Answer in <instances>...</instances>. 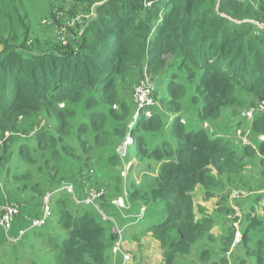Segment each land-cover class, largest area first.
I'll use <instances>...</instances> for the list:
<instances>
[{
    "label": "trees",
    "instance_id": "1",
    "mask_svg": "<svg viewBox=\"0 0 264 264\" xmlns=\"http://www.w3.org/2000/svg\"><path fill=\"white\" fill-rule=\"evenodd\" d=\"M54 1L52 8H64L67 12L77 2L83 3V7L101 3L100 8L105 13L100 20L89 25L91 37L85 36L81 51L75 54L71 48L46 50L39 38L31 37L29 41L32 33L30 19L38 10L28 4V0H18L15 7L9 0L23 33L18 36L11 28L0 29L1 42L5 46L0 56V141L5 140V132L13 134L16 131L19 117L42 114L48 119L56 116L58 121L56 136L51 134L49 137L50 144L70 148L67 155L75 156L77 160L81 158L75 152L77 145L72 143L73 139H77L88 157L93 151H104L114 145L126 130L131 115L128 105L120 101L118 84L127 73L131 75L140 69L145 61L147 43L152 46L150 70L154 68L155 71L162 65L160 54L171 51L177 54L175 61L178 65L189 74L193 73L194 80L189 81L195 84L193 90L196 92L191 105L197 108V113L194 111L193 115L203 122L217 120L224 109L237 106L238 100L243 97L251 95L264 100V31L257 38L255 27L245 22L251 18V11L246 3H237L241 0H169L167 7L157 10L158 15L164 14V18L153 31L155 17L144 8L141 0ZM261 15L264 16L263 1ZM5 19L13 21V17ZM9 42L15 44L9 45ZM165 85L168 93L160 98L159 109L154 106L157 113L150 118L142 117L132 129L133 135L139 132L145 135L135 137L134 143L138 161L148 163L142 173H153L145 187L128 186L134 190L131 197L140 203L135 211L139 210L138 213H131L129 199L121 197L127 205L123 219H131L129 232H134L136 237L150 236L158 242L162 264H176L178 256H188L199 241L206 239L212 244L209 248H215L222 260L225 258V263L229 259L228 254L233 264H249L250 261L251 264H264V214H260L261 210L264 212V181H261L262 186H257L255 191L262 189L257 194L253 191L249 197L246 194L232 198L233 208L228 191L221 196L222 208L213 215L198 213L195 203L200 187L204 189V196L215 195L218 191L216 178L224 179L226 175L238 178L245 172L247 160L254 158L257 152L253 148H234L224 139L210 136L204 129L186 127L184 112L179 104L184 93L183 86L173 81ZM156 97L154 100H157ZM56 99H71L72 103L83 99L84 106L79 108L76 131L74 128L76 137H69L67 129L70 122L66 109H61L55 103ZM116 104H119L120 111L113 109ZM160 107H165V113ZM168 113L174 117L170 118ZM252 122L253 130L264 134V114H258ZM47 123L51 125L50 121ZM46 131L39 132L35 139L44 141L48 137ZM147 135L161 136L160 141L156 144L152 142L150 146L146 143ZM28 139L30 137L17 141ZM103 139L109 145L102 143ZM29 149V144L21 145L18 155L28 157ZM258 152L264 154V143L258 145ZM112 153L113 148H109L106 154L111 156ZM71 157L68 160H73ZM253 169L250 175L258 176L262 171ZM43 181L49 182L47 178L35 184H40L45 192ZM64 182L76 188L73 181L65 180L52 188L47 185L45 196L60 189ZM226 184L230 183L227 181ZM42 191L39 189L37 192ZM25 196L31 202L37 200L35 195H30V191ZM62 197L72 198L67 192L59 191L50 201L52 204L53 199L51 210L55 211L56 224L64 230L63 237L54 244L52 264H113L116 235H108L106 228L111 224L103 222L93 207L77 206L74 201V206L81 211L71 212L67 202H62L66 198ZM244 197L245 200H241ZM17 200L22 203L21 199ZM113 201H99L103 209H109L104 210L111 216L113 211L110 209L117 208ZM29 204L22 206L21 215L15 222L21 225L18 224L17 229L13 226L10 233L13 237L19 235L20 229L30 225V219L41 215L42 203L39 207ZM235 206L239 211L244 210L246 220L239 247L231 250L235 242V234L231 235L232 227H235L233 214L238 219ZM30 208L34 214L25 217ZM25 219L28 220L24 224ZM220 228V235L211 234L212 229ZM4 239L8 243L7 237ZM9 243L15 247L23 244L22 240L17 244ZM242 252L243 258L239 257ZM206 253H210V249H203L200 255ZM247 258L250 259L248 262Z\"/></svg>",
    "mask_w": 264,
    "mask_h": 264
},
{
    "label": "rangeland",
    "instance_id": "2",
    "mask_svg": "<svg viewBox=\"0 0 264 264\" xmlns=\"http://www.w3.org/2000/svg\"><path fill=\"white\" fill-rule=\"evenodd\" d=\"M67 1L72 2L74 0ZM104 1L107 2L109 0ZM141 1L143 2L144 8L150 12L152 17H155V23L152 27L153 31L156 25L160 26L161 21L164 18V14H162V16L158 15L157 10L161 7H167L169 0ZM262 1L264 2V0H241L237 2L238 4L242 2L248 5V10L251 11V18L246 19L245 22H249L255 27V32H253L257 38H260L261 31H264V16L261 15ZM54 2V0H28V4H31L33 7L36 6L38 10L33 13L32 20L30 19L32 33L30 34L29 41L31 40V37H34L35 39L39 38L42 41L43 48L46 50L55 49L58 51L63 48H71V51H74V53L77 54L81 51V42L85 36L87 38L91 37L88 28L90 27L89 25L92 24L93 21L100 20L101 15L105 13V11L100 8L102 4L94 3L93 5H85L83 7V3L77 2L72 6L75 7L67 12L64 8H52ZM12 3L15 7L18 4V0H12ZM13 5L10 4L9 0H0V11H3L2 14L0 13V29L11 28L13 33L20 36L22 35L23 30L20 26V20L13 15ZM51 8L52 10L50 12ZM245 10L246 9H243V11ZM7 11H10V13L8 14ZM7 16L10 18L13 17V21L9 22L5 19ZM19 19L22 20L20 17ZM2 38V34H0V56L3 55L5 49L4 42H1ZM8 44L14 45L15 43L9 42ZM149 55H152V46L147 43L145 47V61L140 69H137L136 72H133L131 75L127 73L118 84L120 101H123L128 105L129 109H131V115L127 120V127L126 130L123 131L122 136L116 140L114 145H110L108 148H105L104 151H93L90 154V157H88V155H84L83 147L77 142V139H73L72 143L77 145L75 152L76 154H79L78 157L81 158L80 160H77L75 156L73 158L67 155L66 152L70 151V148L65 149L60 145L50 144L51 141L49 140V137L51 134L56 136L55 129L58 122L56 116H53L50 119L42 114H36L30 117H19L16 131L13 134L5 132L3 137L5 140L0 141V159L4 155L2 157L3 160L0 161V181L2 183V190H0V204L6 201V199H8L7 201L9 202H19L17 199H21L20 201H22V203L20 204L22 206L28 203L35 205L36 207H39L42 203L44 206L47 185H50V188H52L62 181L71 180L76 185V189L81 195L86 194V185H90L92 188L100 189L103 193L101 200L104 202L110 203L114 200L112 203L113 205H115V202L117 204L120 202L118 208L115 210L110 209V211H113L112 216L118 225L125 230L126 239L129 234L128 224L131 219H125L126 221L123 219V207L126 203H122L119 199L124 196L128 198L130 200H128L129 205L131 206L130 212L138 213L139 210L138 212L135 211H137V207L140 203L137 199L131 197V194L134 192L133 188L139 185L144 187L148 185L149 176L153 173L152 171H145L142 173L145 169L144 167L148 165V163L145 160L138 161L136 157V145H134V143H136L135 137L144 134L139 132L136 133V135H133L132 131L129 129L132 116L138 105L135 93L137 86L141 81H145L146 85H151L155 89V97L157 96V92L159 93L156 97L157 100L154 101V106L158 109L160 98L168 93V88L165 84L169 85L171 81H173L175 84L183 86L184 93L179 104L182 106V111L184 112L183 118L185 119L184 125L186 127L191 126L198 129H204L210 136H218L224 139L226 144H230L234 148L241 150L242 148H253L257 152L254 158L247 160L246 170L238 178L233 179V177H230L229 175H226L224 179H222V177L216 178L217 184L215 187L220 194L222 193L226 195L229 191L231 201L233 198L231 197L233 191L246 193V197H249L251 196V192L254 191L256 192L255 194H257V192L262 190L255 191L257 190V186H262L261 181H264V154H259L258 152V145L264 143V134L257 133L253 130V120L248 119L246 113L252 106L262 103L264 100L251 95L243 97L238 100L237 106L224 109L222 115L217 120L203 122L198 116L193 115L194 111L197 113V108L191 105L193 102L192 98L196 94L193 90L195 84L189 82L190 80H194L192 78L193 73L189 74V72L181 68L180 65H178V61H175L177 54L171 51L160 54L159 61L162 65L155 68V71L153 70L154 68L150 70L149 64L151 63V60ZM154 94L153 99L155 98ZM79 100L80 101L75 103H72L71 99L55 100V103H58V106H60L61 109H66V115L70 122L67 129L70 131V138L77 136L75 126L79 122V108H83L84 106V103L82 102L83 99ZM66 101L72 103V105L68 106ZM252 103L254 104L252 105ZM164 108L165 107H160L162 113L165 111ZM113 109L115 111H120L119 104L113 105ZM150 110L152 112L151 116H153L154 113H157L154 108ZM168 115L170 118L174 117L170 113H168ZM142 117H146V115L143 114ZM47 121H50L51 125L48 126ZM42 130H47L48 137L44 141L38 142L35 138L40 135L39 132ZM128 136L132 139L134 138V141H131L130 144H128V154L126 153L127 157L123 160L121 159V156H119V158L117 157V150L118 147L129 138ZM28 137H30V139L17 141L21 138L27 139ZM160 137L161 136L152 137L147 135L146 143L150 146L152 142L156 144L160 141ZM245 138L248 143H244L243 140ZM120 140L121 142H119ZM102 143L109 145L104 139L102 140ZM25 144L30 145L31 149H29V156L20 157L18 155L19 148L21 145ZM109 148H113L111 156L106 154ZM85 149H87L86 146ZM66 157L67 159L65 160L64 158ZM70 157L73 160H68ZM252 167L262 170L259 172L258 176L256 174L250 175V173L254 171ZM47 178L49 182H42L44 183L43 187L46 188L45 192H43L42 190L44 189L39 186L40 184L35 183L41 182ZM234 180L237 181L235 182ZM227 181L230 184H226ZM129 184L133 187H131V190L128 188ZM33 185L36 186L32 188L31 186ZM20 186L21 188L18 190V187ZM6 188H8L7 191L10 193L8 195L9 198L3 193ZM39 189L42 192L38 193L37 191ZM200 189L204 190L200 187L198 191ZM28 191H30V195H35L37 197L36 201L31 202L30 199L25 196V193ZM60 197L61 196L57 199ZM196 197L195 203L196 208L199 211L198 213L204 212L206 214L208 212L210 215H213L214 210L219 208L218 203L220 202V195L210 194V196H201L198 192ZM246 197L241 200H245ZM62 199H64L62 202H67L71 212H73V210H80L74 206L72 198L62 197ZM263 204H260L261 207ZM52 205L53 199L51 207ZM256 208H259V206L256 205ZM106 209L109 210L108 208ZM234 209L238 219H236L235 214H233L235 227H232L231 235L235 234L234 241L236 243L234 242L231 245V250L239 247V242L242 238L244 229L243 223L244 220H246L243 209H240L239 211L237 206H235ZM54 212H52L53 216H51L44 229L30 230L25 239L22 240L23 244L18 245L17 247L9 242L6 243L3 239L6 237L5 234L0 232V264H44L43 262L46 264H52L54 244L64 235V230L56 224ZM238 212L239 215H237ZM260 214L263 216V210H261ZM108 227L109 226L106 225L108 235L112 234L114 236L116 234L114 229H109ZM48 229L50 232H48ZM215 229L211 230V234L214 236L220 235L221 228L217 230ZM138 235H140V232ZM257 238L254 237V239ZM1 241L4 244H2ZM158 244L159 243L153 240L150 236L143 237L141 235L136 237L134 232H132L128 241L126 242L125 240L122 251L129 255L130 259H132V264H162L163 256L161 250L158 248ZM209 245L212 244H209V241L207 243V239L206 241H199L193 247L188 256H178L176 264H233L231 256L226 254L229 259L227 260V263H225V258L222 260L217 250L215 248H209ZM206 248L210 249V253L200 255L202 250ZM228 253L233 255L230 251H228ZM120 254L121 252H117L113 256L115 261L113 264H119L120 261H123L122 255ZM243 255V252L239 253V257L243 258ZM249 260L247 258L246 261L248 262ZM249 264H251V261Z\"/></svg>",
    "mask_w": 264,
    "mask_h": 264
},
{
    "label": "built area",
    "instance_id": "3",
    "mask_svg": "<svg viewBox=\"0 0 264 264\" xmlns=\"http://www.w3.org/2000/svg\"><path fill=\"white\" fill-rule=\"evenodd\" d=\"M154 92L155 89L151 85H146L145 81H141L138 84L135 93V98L138 105L136 107V111L132 116V121L129 125V129L131 131L134 125L142 118L143 114H145L147 118H150L152 114L150 109H153L155 105L154 103L155 100L153 99ZM263 113H264V102L252 106L247 111L246 115L248 119L253 120L258 114H263ZM128 137L129 138H127L126 141L122 143L117 150L118 154L122 158H125L127 156L126 153L128 151V144H130L131 141H134V138L132 139L130 136ZM243 141L244 143H248L246 138ZM86 189H87L86 194L79 196L77 194V189L73 184L66 182L62 183L60 189H58L55 192L48 193L45 196V205L43 206L41 215L39 217L30 219V225L28 227L20 229L19 235L16 237H13L10 234V232L13 229V226L15 225L17 218L21 215L22 205L17 201L9 202L7 201L8 199H6V201L0 204V231L5 233L9 242L17 244L26 237L27 233L30 230H37L44 228L48 224L52 216V210L50 204L52 196L59 191H65L73 198V201L77 206L93 207L100 214L103 222L111 224L112 229H114L116 233L115 234L116 242L113 247V255H115L117 252H121L120 255H122V260H123L121 261L122 262L121 264H131L132 259H130L128 254H125L122 251V248L124 247V243H125V230L118 225V223L116 222L113 216L109 215L99 205V201L101 200V196L103 193L100 191V189L92 188L90 185H86ZM0 190H2L1 181H0ZM241 195H246V193L233 191L231 197L239 198ZM119 201H121L122 203L123 202L126 203L123 198H120ZM118 204L115 202L117 208L119 206ZM126 207L127 205L123 207V210H126ZM237 215H239V212L237 213Z\"/></svg>",
    "mask_w": 264,
    "mask_h": 264
},
{
    "label": "crops",
    "instance_id": "4",
    "mask_svg": "<svg viewBox=\"0 0 264 264\" xmlns=\"http://www.w3.org/2000/svg\"><path fill=\"white\" fill-rule=\"evenodd\" d=\"M8 190V188H6V189H4V191H3V193H5V195L9 198V192L7 191ZM200 194H201V196H204V191L202 190V189H200L199 191H198ZM219 191H216L214 194L215 195H220V196H223L224 194H220V192L218 193ZM7 193V194H6ZM195 198H197V197H195ZM221 199H222V197H220V199H219V201L221 202ZM220 202L218 203V205H219V208H216L215 210H214V212L216 211H218V209L220 210L222 207H221V205H220ZM230 204H231V206H232V208H233V203L230 201ZM221 207V208H220ZM213 212V213H214ZM34 214V211L30 208L28 211H27V213H26V216L25 217H30V216H32ZM207 214L209 215V213L207 212ZM28 220V219H27ZM27 220L25 219L24 220V224L27 222ZM18 224L19 225H21L19 222H18ZM18 224H15L14 225V227H15V229H17V228H19V225ZM14 227H13V229H14ZM13 229H12V231H11V233L13 232ZM129 237H131V233L129 232V234H128V236H127V238H126V242L128 241V239H129ZM4 239V238H3ZM4 241H5V239H4ZM1 243L2 244H4L2 241H1Z\"/></svg>",
    "mask_w": 264,
    "mask_h": 264
},
{
    "label": "clouds",
    "instance_id": "5",
    "mask_svg": "<svg viewBox=\"0 0 264 264\" xmlns=\"http://www.w3.org/2000/svg\"><path fill=\"white\" fill-rule=\"evenodd\" d=\"M253 120H254V119H253ZM77 194H78L79 196H82L81 194H79L78 191H77ZM84 195H85V194H84ZM72 199H73V198H72ZM46 226H47V225H46ZM46 226H45V227H46ZM45 227H44V228H45ZM44 228H42V229H44ZM108 228H109V229H112V227H108ZM37 230H41V229H37ZM11 231H12V230H11ZM10 233H11V232H10ZM7 239H8V238H7ZM125 240H126V239H125ZM8 242H9V241H8Z\"/></svg>",
    "mask_w": 264,
    "mask_h": 264
}]
</instances>
